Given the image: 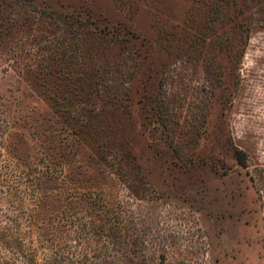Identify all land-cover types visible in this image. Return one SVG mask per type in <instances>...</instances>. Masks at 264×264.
Segmentation results:
<instances>
[{"label": "rangeland", "instance_id": "obj_1", "mask_svg": "<svg viewBox=\"0 0 264 264\" xmlns=\"http://www.w3.org/2000/svg\"><path fill=\"white\" fill-rule=\"evenodd\" d=\"M0 264H264V0H0Z\"/></svg>", "mask_w": 264, "mask_h": 264}]
</instances>
